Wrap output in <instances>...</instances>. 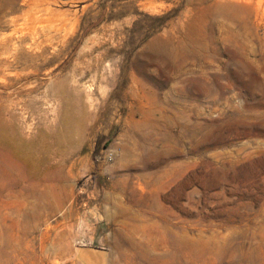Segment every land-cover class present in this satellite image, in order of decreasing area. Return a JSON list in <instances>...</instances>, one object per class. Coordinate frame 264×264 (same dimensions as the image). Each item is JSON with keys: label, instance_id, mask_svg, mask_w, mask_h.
<instances>
[{"label": "rangeland", "instance_id": "1", "mask_svg": "<svg viewBox=\"0 0 264 264\" xmlns=\"http://www.w3.org/2000/svg\"><path fill=\"white\" fill-rule=\"evenodd\" d=\"M0 264H264V0H0Z\"/></svg>", "mask_w": 264, "mask_h": 264}, {"label": "bare ground", "instance_id": "2", "mask_svg": "<svg viewBox=\"0 0 264 264\" xmlns=\"http://www.w3.org/2000/svg\"><path fill=\"white\" fill-rule=\"evenodd\" d=\"M20 25H21V23H20ZM22 32V31H21ZM62 37V36H61ZM132 73V72H131ZM134 75V74H133ZM135 76V75H134Z\"/></svg>", "mask_w": 264, "mask_h": 264}]
</instances>
